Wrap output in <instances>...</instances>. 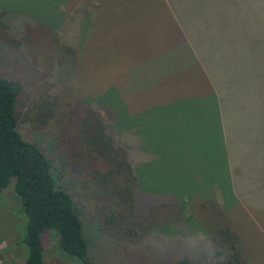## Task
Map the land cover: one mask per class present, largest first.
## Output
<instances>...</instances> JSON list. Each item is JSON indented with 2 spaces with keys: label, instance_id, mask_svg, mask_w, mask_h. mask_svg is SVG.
Here are the masks:
<instances>
[{
  "label": "rangeland",
  "instance_id": "obj_1",
  "mask_svg": "<svg viewBox=\"0 0 264 264\" xmlns=\"http://www.w3.org/2000/svg\"><path fill=\"white\" fill-rule=\"evenodd\" d=\"M59 1L0 0L5 33L0 34V76L19 86L14 113L23 139L38 145L52 163H67L69 175L61 183L69 181L68 187L82 211L92 264H176L179 260L215 264L224 253L213 248L212 229L224 224L237 233L245 259L250 264H264V183L260 193L249 184L264 177V163L252 180L246 178L248 187L241 183L244 177L238 175L233 192L242 198L239 203L232 204L229 197L227 203L222 202L218 190H214L215 181L221 182L219 150L212 133H206L204 122L209 105L203 106L202 96L173 100L196 88L191 86L188 66L177 73L164 72L185 63L184 58H171V50L162 53L166 43L160 26L164 21L153 16L146 21L138 18L139 24L131 30L126 20L147 1L132 0L139 5L125 12L127 0H122L125 4L105 0L106 18L100 10L95 31L85 39L86 25L79 12L72 11L65 19L55 7ZM140 13L142 10L137 15ZM60 21L63 26L56 30ZM79 38L80 48L73 52L72 43ZM210 71L220 85L218 76L226 73L214 67ZM182 82L190 87L176 86ZM115 95L118 100L114 102L120 103L123 112H143L133 121L140 125L139 132L132 135L133 142L127 130L114 126L116 120L118 126H130L116 119L107 105ZM227 106L232 110L229 102ZM241 106L243 103L237 110L239 121ZM85 108L94 111L115 148L128 150L138 158L137 170L144 179L138 185L140 191H132L129 199L109 190L112 198L103 196L94 185L97 180L88 177L92 169L89 159L82 160L74 151L81 128L76 120ZM258 123L254 114L241 120L243 134L234 143L233 158H241L243 164L251 157L250 138L264 141V130L261 134L250 132L254 125L259 129ZM238 150L240 155L236 156ZM101 167L96 171L101 173L105 168ZM249 169L246 165V172ZM12 184L0 190V264H22L26 255L20 241L27 220L19 211ZM106 185L114 186L109 181ZM117 189L123 192L121 187ZM42 260L43 264H79L58 257L51 233L43 236Z\"/></svg>",
  "mask_w": 264,
  "mask_h": 264
},
{
  "label": "trees",
  "instance_id": "obj_2",
  "mask_svg": "<svg viewBox=\"0 0 264 264\" xmlns=\"http://www.w3.org/2000/svg\"><path fill=\"white\" fill-rule=\"evenodd\" d=\"M175 2L182 4L179 15L188 24L187 36L195 47L202 67L197 65L195 72L190 70L191 86L196 90L189 94H205L203 106L209 105L204 116L206 133H212L217 143V161L220 162L221 182L215 181L214 190H218L223 203H227L226 197L231 198L232 204L239 203L242 198L236 195L235 190L233 192L238 175L244 177L245 180L242 179L241 183L244 182L243 185L248 187L246 178L252 180L254 172L264 163V141L255 137L249 140L252 152L247 164H243L239 157L233 158L234 143L239 142L242 137L240 123L245 116L254 114L259 121V129L254 125L250 132L261 134L264 130V0ZM188 3V7H185ZM187 12L189 17H186ZM3 26L0 21V34L5 36ZM212 67L226 73L218 76L222 80L220 85L211 74ZM231 90L229 97L228 91ZM18 93V84L0 76V190L12 181V192L18 200L19 211L27 220L20 241L26 251L22 264H43L42 239L46 233L54 235V248L62 260L92 264L88 257L87 239L83 233L82 211L77 207L73 191L68 187L69 181H64L65 185L61 183L64 176L69 175L67 163L60 160L52 163L38 145L23 139L17 130L14 113ZM116 100L118 98L115 95L107 104L110 107L108 108L116 119L128 123L130 129L118 126L116 119L114 126L127 130L133 142L132 135L137 134L140 129V125L133 121L143 116V112H123V107H119L120 103L114 102ZM227 101L232 105V110L228 108ZM241 103L244 106L240 108L239 121L237 110ZM117 109L121 112L118 113ZM76 121L81 128L77 134L78 147L74 151L82 160L89 159L92 169L88 177L97 180L95 187L109 199L112 198L109 191L116 196L124 195L125 199L131 198L132 191L138 189L140 181L144 179L141 171L137 170L138 158H134L128 150L114 147L97 115L90 108L83 109ZM239 152L238 150L236 156L240 155ZM246 165L250 167L248 172L245 170ZM101 166L105 168L100 173L96 168H102ZM108 181L114 186H107ZM263 183L264 177L255 180V184H249L257 187V193H260ZM211 190L208 191L209 195ZM248 193L250 192L247 191ZM174 198L182 199L181 196ZM128 209L132 210L129 204ZM211 240L213 248H219L224 253L223 258L218 259L215 264H250L242 253L237 233L227 224L215 226ZM218 255L216 250L215 256ZM176 264L188 263L179 260Z\"/></svg>",
  "mask_w": 264,
  "mask_h": 264
},
{
  "label": "crops",
  "instance_id": "obj_3",
  "mask_svg": "<svg viewBox=\"0 0 264 264\" xmlns=\"http://www.w3.org/2000/svg\"><path fill=\"white\" fill-rule=\"evenodd\" d=\"M71 0V3L65 2V0H60L59 3L55 4V7L58 8V12H60L61 16L65 15V19L68 18L72 11L73 13L79 12L80 18L83 19L84 24L86 25V30L82 37L87 38V35H89L90 31H95L94 26L98 21L99 11L102 10V18L105 19L107 14L105 11V0ZM125 1V0H124ZM146 3L142 4V8L139 10H136L134 16H131L132 19H127V24L131 27V30L138 25L139 23H136L138 18L141 19V21H146L152 19V16L154 18L159 17L164 22L160 26V32L163 37V41L166 43V47L162 53H167L171 50L173 59H182L184 58L185 63L181 67L175 68L174 65L170 67V71L166 68L164 69V72H171V73H177L180 69L186 68L188 66L187 70H191V72H195V68H197L200 65L199 57L196 53L195 47H193L192 41L189 40L187 36V25L184 21V19L179 15L181 14L182 4H176L174 0H146ZM119 2L124 3L122 0H119ZM125 4L126 9L125 12H132L134 8H136L139 4L134 3L132 0H127ZM144 5V6H143ZM103 8V9H102ZM142 13L137 15V12L141 11ZM57 11V10H56ZM68 12V15H67ZM70 13V15H69ZM87 13V14H86ZM178 13V14H177ZM83 14H86L85 16ZM63 26V23L57 22L56 24V30L57 28L60 29V27ZM104 30L106 32V28L104 27ZM87 34V35H86ZM105 36V34H104ZM107 41V40H106ZM80 42L81 39H77L74 43H72V47L70 48L73 52H76L80 48ZM110 42V41H109ZM84 46V45H83ZM157 56V55H155ZM155 56H151V59H154ZM132 57V56H131ZM165 57H163L164 59ZM168 59V56H166ZM172 59V60H173ZM72 68V65H71ZM180 68V69H179ZM202 68V67H201ZM200 68V69H201ZM202 70V69H201ZM177 87L181 88H189L188 83H179L176 85ZM173 89H175V86L173 85ZM172 89V90H173ZM120 92V98H121V89ZM204 97L205 94L202 95H190L189 92L184 93L182 95L178 96H172L173 100L177 99H183V98H192V97ZM203 99V98H199ZM139 112L135 111L132 114H138Z\"/></svg>",
  "mask_w": 264,
  "mask_h": 264
}]
</instances>
